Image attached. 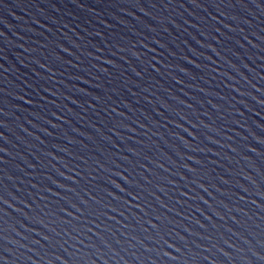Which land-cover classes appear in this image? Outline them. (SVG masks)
Masks as SVG:
<instances>
[{
    "label": "water",
    "instance_id": "water-1",
    "mask_svg": "<svg viewBox=\"0 0 264 264\" xmlns=\"http://www.w3.org/2000/svg\"><path fill=\"white\" fill-rule=\"evenodd\" d=\"M0 264H264V0H0Z\"/></svg>",
    "mask_w": 264,
    "mask_h": 264
}]
</instances>
